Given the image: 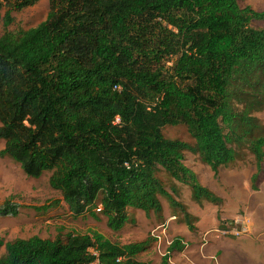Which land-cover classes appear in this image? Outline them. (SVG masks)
<instances>
[{
	"label": "trees",
	"instance_id": "obj_1",
	"mask_svg": "<svg viewBox=\"0 0 264 264\" xmlns=\"http://www.w3.org/2000/svg\"><path fill=\"white\" fill-rule=\"evenodd\" d=\"M37 1L0 0V157L28 177L49 173L72 217L119 233L129 208L149 214L161 197L177 204L160 171L212 196L185 155L216 173L245 139L252 178L260 172L264 129L252 113L264 106V30L251 20L264 10L237 0H47L43 21L11 30L12 13ZM178 124L192 142L162 134ZM20 207L7 198L0 217ZM154 246L149 235L118 245L95 231L63 242L0 237V264H86L89 247L102 264H146L137 256ZM181 247L177 238L168 250Z\"/></svg>",
	"mask_w": 264,
	"mask_h": 264
},
{
	"label": "rangeland",
	"instance_id": "obj_2",
	"mask_svg": "<svg viewBox=\"0 0 264 264\" xmlns=\"http://www.w3.org/2000/svg\"><path fill=\"white\" fill-rule=\"evenodd\" d=\"M237 3L240 7L249 5L259 12L264 10V0H237ZM47 10V0H38L21 11L13 12V22L10 29L35 27L44 20ZM251 25L254 28L264 30V20H251ZM1 31L2 28H0V33ZM257 96V100L259 99L264 103V90L257 93ZM232 106L235 110L241 108L240 103H235L236 108L233 104ZM252 116L256 117L255 124L264 129V106L253 112ZM225 130L227 129L225 128ZM161 131L167 138H178L185 142H192L185 127L181 124L164 126ZM262 131L264 132V130ZM251 133L253 134V130ZM2 147L3 140L0 138V148ZM232 147L235 148L236 153L233 163L220 167L216 173L208 169V166V168L206 167L208 179L216 189L215 192H210L212 196L195 194L196 191L193 186L170 181L166 174L160 171L159 178L165 190L171 194L177 204L174 205L170 199L161 197L159 199L160 209L151 211L149 214H145L136 208H129L127 212L128 222L124 223V230L119 233L111 232L100 218L94 220L88 215L72 217L59 191L49 186V173L44 172L37 178L28 177L11 158L0 157V202L10 198L21 204L16 216L0 217V237L7 241L37 235L41 238L57 239L63 242L64 234L68 232L95 231L115 244L124 245L139 241L147 235L151 236L150 231L155 226L173 215L176 219L168 223L167 234L170 237L180 236L179 238H181L178 232H172L177 226L184 228V230H195L196 228L197 232L205 229L206 224L203 223L204 218L206 219L205 211L199 209L198 205L209 202L210 205H219L220 212L229 211L233 215L237 214L231 221L246 216L254 222L248 236L236 239L240 242L243 250H246L241 252L243 264H264V156L260 172L252 178L255 173V162L253 154L248 148V140L245 139L238 146L232 145ZM184 160L187 165L198 172L200 178L197 179V184L207 188L205 180H203L204 172L201 170L204 164L198 155L187 153ZM171 189L175 191L173 192ZM212 198H215L216 201ZM199 213L203 214V217H198ZM198 221L200 223H197ZM226 224L225 221H222L221 226ZM189 226L191 227L189 228ZM215 227L219 228L218 226ZM210 234L218 235L211 232L207 236ZM154 249L155 246L140 253L137 260H142L146 264H159L162 256ZM2 251L3 248H0V254ZM233 256H237V254L233 253Z\"/></svg>",
	"mask_w": 264,
	"mask_h": 264
},
{
	"label": "crops",
	"instance_id": "obj_3",
	"mask_svg": "<svg viewBox=\"0 0 264 264\" xmlns=\"http://www.w3.org/2000/svg\"><path fill=\"white\" fill-rule=\"evenodd\" d=\"M183 164L196 174L197 179L200 178L198 172L193 167L187 165L185 160L183 161ZM206 167L207 165L201 167V170L204 172L203 180H205L207 189L210 192H215V187H213L212 182L208 179L209 176L206 172L208 167ZM198 206L199 209L205 211L206 219L204 218L203 222L206 224L205 229L197 232L196 228L195 230H184V228L180 226L175 227L172 232H178L181 235V239L188 243V247L185 249L184 255H182L180 251L181 249L171 250L167 257L168 264H243L241 252L246 250H243L240 242L236 238L248 236L251 233V227L252 225L254 226V222L250 221V232L247 235L225 238L220 237L219 235L210 234L205 238V244L201 248V238L208 228L215 226L225 228V225L221 226L222 221L229 223L231 219L237 216V214L233 215L232 212L229 211L220 212L219 205H210L209 202L199 204ZM171 216L173 215H170L169 217ZM199 216L203 217V214L199 213L198 217ZM175 219L176 217L174 216V219L170 220L169 223ZM197 223H200V221ZM233 253L237 254V256L232 257Z\"/></svg>",
	"mask_w": 264,
	"mask_h": 264
},
{
	"label": "built area",
	"instance_id": "obj_4",
	"mask_svg": "<svg viewBox=\"0 0 264 264\" xmlns=\"http://www.w3.org/2000/svg\"><path fill=\"white\" fill-rule=\"evenodd\" d=\"M101 209V204H98L96 210ZM174 219V216L169 217L166 219L163 223L155 226L151 231L150 235L155 240V250L156 252L161 256H168L169 250L168 247L171 246L172 242L177 239L176 237H170L167 234V226L170 220ZM250 219L248 217H242L241 219H234L227 223L225 225V228H217L213 227L210 229H207L202 236L200 247L205 244V238L206 236L214 232L222 237H237L240 235H247L250 232ZM178 241L180 243L181 247V253L184 255L185 249L188 247V243L181 238H178ZM88 251L93 255V259L86 264H102L99 261V258L97 256V252L94 248L89 247ZM119 259V258H117Z\"/></svg>",
	"mask_w": 264,
	"mask_h": 264
}]
</instances>
